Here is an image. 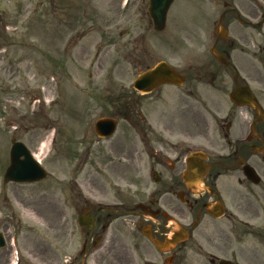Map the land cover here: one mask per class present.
Masks as SVG:
<instances>
[{
	"label": "rangeland",
	"instance_id": "1",
	"mask_svg": "<svg viewBox=\"0 0 264 264\" xmlns=\"http://www.w3.org/2000/svg\"><path fill=\"white\" fill-rule=\"evenodd\" d=\"M62 3L70 6L68 10L51 17L47 0H3L0 234L5 247L0 249V264H8L12 257L20 264H62L64 255L80 249L76 218L81 213L83 197L95 202L96 197L106 192L108 200L114 198L117 184L114 178L125 173L123 166L127 164L121 159L122 139L127 133V89L142 69L140 61H134L135 57L139 58L140 46L147 45L150 65L162 60L187 75L188 80L198 76L203 81L197 94L205 108L199 103L195 108L206 109L209 138L216 145L202 144V131L205 135L206 128L203 119L178 110L181 113L177 115L185 116L182 123L191 125L181 127L175 117L173 131L193 137L189 149L180 147V155L202 151L207 163L218 162L222 120L229 115L238 118L240 113L246 116L245 122L253 117L228 100L235 87V73L238 83L245 82L253 92L259 87L264 89V23L255 31L239 26L244 33L232 24L234 32L232 37L229 33L227 40L233 38L237 48L227 55L229 66L225 68L209 53L218 23L216 12L221 6L211 10L203 22L178 20L176 7L169 11L164 34L156 36L143 15V0H93L89 5L87 0ZM263 8L264 0L260 12ZM75 28L79 38L71 49L65 50L64 39L75 34ZM158 40L162 41L160 47ZM191 40L200 48H191ZM128 42L135 45L131 59L127 57ZM213 79H217L213 86H207ZM220 88L223 93L214 90ZM205 93L208 97L204 99ZM257 100L264 111V97ZM145 101L132 90V126L142 125L136 113L140 108L136 105ZM103 115L117 120V130L111 139L96 144L93 123ZM48 137L49 153L38 160L48 177L31 185H4L2 178L9 164L10 140L14 138L34 155ZM214 171L216 167L211 173ZM87 176L101 178L94 181L99 187L91 195L85 192L91 185L84 182ZM220 188L221 181L217 183V190ZM25 211L30 214L27 219ZM193 218L189 214L181 226L189 230ZM199 223L181 247L180 264H208L210 256L237 263L231 254L236 243L225 238L230 231L226 220L211 222L201 216ZM212 241L216 246L209 244ZM252 242L251 238L247 239V243ZM225 245L231 248L219 252Z\"/></svg>",
	"mask_w": 264,
	"mask_h": 264
},
{
	"label": "flooded vegetation",
	"instance_id": "2",
	"mask_svg": "<svg viewBox=\"0 0 264 264\" xmlns=\"http://www.w3.org/2000/svg\"><path fill=\"white\" fill-rule=\"evenodd\" d=\"M63 1L47 0L51 5V17L61 10H68L70 6L62 5ZM87 1L89 5L93 0ZM143 1V15L153 29L148 18L147 0ZM260 1L263 0H174L171 6L175 10L178 7L175 14L184 22L206 21L210 11L221 6L216 16L221 21L225 39L218 40L215 36L210 46L227 56L237 48L233 38L227 40L229 33L231 37L233 35V23L240 30L245 26L247 30L255 31L259 27ZM21 12L25 13L24 6ZM3 16V0H0V38L4 30ZM165 30L153 32L162 36ZM157 44L160 47L162 41L158 40ZM127 45V57L131 59L135 45L131 42ZM189 46L200 48L199 44L195 47L192 40ZM251 46L254 48L253 43ZM139 52V58H134L142 65L138 74L153 66L149 63L147 45L140 46ZM183 76L181 86L163 85L151 93L139 95L146 99L145 104L136 105L140 108L136 113L140 115L141 126L139 123L131 125L132 88L127 89V133L122 139L121 151V159L127 162L123 166L125 173L114 178L117 184L112 200H108L106 192H102L101 197H94L95 203L83 197L80 218L84 224L90 221L91 227L80 229V252L76 255L67 253L62 264H180V224L186 222L189 214L195 216L192 226L198 225L201 216L216 222L220 219H215L212 214L217 206L222 208V219L229 225L230 231L225 238L236 242V249L231 252L236 260L240 264H264V119L258 121L254 110L243 108L246 114L253 115L249 121H243L244 113L239 114L242 118L229 115L222 121L220 160L208 163L212 168L201 180L202 189L195 194L194 188L183 181L186 167L184 157L179 153L180 147L191 144L193 137L173 131L175 117L181 127L187 128L191 124L182 123L185 116L177 114L197 115L206 126L205 135L202 131V144L211 146L216 142L208 138L206 109L197 111L195 108L197 103L205 108V104L199 102L203 99L197 94L203 81L198 80V76L190 80L187 75ZM214 81L217 79L207 82V86H213ZM256 83L259 86V82ZM220 84L222 86L223 82ZM214 90L224 92L223 88ZM252 93L256 100L264 97V89L260 87ZM203 97L207 98V93ZM255 122L251 133L250 127ZM246 165L254 171L256 183L244 177L242 169ZM215 167L217 171L211 173ZM85 178V183H91L85 192L91 195L99 187L93 184L94 181L101 178ZM219 181L221 188L217 190ZM187 233L191 235L192 231ZM248 238L253 242L247 243ZM209 244L216 246L213 241ZM230 247L222 246L219 252H227Z\"/></svg>",
	"mask_w": 264,
	"mask_h": 264
},
{
	"label": "water",
	"instance_id": "3",
	"mask_svg": "<svg viewBox=\"0 0 264 264\" xmlns=\"http://www.w3.org/2000/svg\"><path fill=\"white\" fill-rule=\"evenodd\" d=\"M172 0H163V4L158 5L160 1H156L157 5L149 0V16L152 20L154 28L157 31H161L165 24V16L169 5ZM216 60L222 65H227L226 60L219 56L215 50L212 51ZM179 77L172 73V71L164 64L156 65L152 70L140 75L133 83L134 89L137 91H151L157 85L174 81L177 82ZM229 99L232 103L237 106L247 105L255 108L259 112V107L254 103L252 94L247 89L238 88L229 95ZM113 121L98 122L95 125L96 132L100 135L101 131L110 134L113 131ZM22 158V159H21ZM203 157L199 154H192L189 158V169L190 171H197L199 169L204 170L201 165ZM246 171V169H245ZM248 175V174H247ZM46 177L45 172L39 167V165L32 159L31 155L20 143L12 141V148L10 151V166L4 175V183L16 182V183H29L39 181ZM221 216L217 214L216 217ZM186 236L180 235V239L184 240ZM182 240V241H183ZM0 246H2L0 239ZM219 264H231L227 261H221Z\"/></svg>",
	"mask_w": 264,
	"mask_h": 264
},
{
	"label": "bare ground",
	"instance_id": "4",
	"mask_svg": "<svg viewBox=\"0 0 264 264\" xmlns=\"http://www.w3.org/2000/svg\"><path fill=\"white\" fill-rule=\"evenodd\" d=\"M48 149H49V137L47 138L46 142H44L40 148L38 149V152L37 154H34V158L36 160H39L41 158H43L46 153H48ZM30 216L29 212L25 211V214H24V218H28Z\"/></svg>",
	"mask_w": 264,
	"mask_h": 264
}]
</instances>
